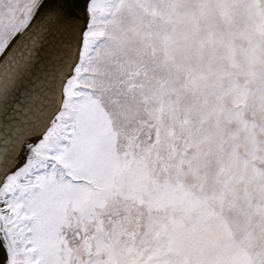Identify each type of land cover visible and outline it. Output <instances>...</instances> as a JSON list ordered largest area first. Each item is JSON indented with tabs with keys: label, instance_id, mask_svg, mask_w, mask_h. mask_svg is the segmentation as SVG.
<instances>
[{
	"label": "snow or ice",
	"instance_id": "1",
	"mask_svg": "<svg viewBox=\"0 0 264 264\" xmlns=\"http://www.w3.org/2000/svg\"><path fill=\"white\" fill-rule=\"evenodd\" d=\"M0 264H264V0H0Z\"/></svg>",
	"mask_w": 264,
	"mask_h": 264
}]
</instances>
